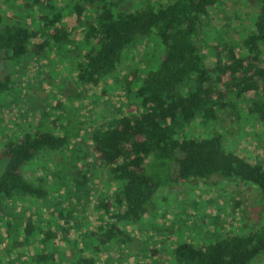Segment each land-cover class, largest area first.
Segmentation results:
<instances>
[{
  "label": "trees",
  "instance_id": "1",
  "mask_svg": "<svg viewBox=\"0 0 264 264\" xmlns=\"http://www.w3.org/2000/svg\"><path fill=\"white\" fill-rule=\"evenodd\" d=\"M50 1L28 0L23 8L11 10L8 19L0 14L3 60L41 58L49 46L67 43L75 34L86 43L77 63V78L85 86L96 87L117 72L127 49L141 40L157 41L158 62L143 72L131 71L125 80L132 95L129 102L117 121L95 126L86 150L81 145L74 148L76 152L70 150L74 140L84 142L82 138L40 125L23 127L2 142L0 231L7 228V235L0 234V264H99L102 248L123 242L122 224L139 225L153 204L166 201L175 186L207 182L214 175L252 183L264 199V165L228 149L222 133L198 137L187 131L198 113L205 120L216 118L219 110L242 96L249 100L248 110L264 122V0H258L242 46L220 39L212 46L213 61L207 58L204 27L211 10L226 0H173L127 11L116 9L111 0H81L65 12ZM88 8L93 16L87 20ZM26 10L29 17L40 11L41 28L35 30L22 21ZM134 82L136 87L130 88ZM13 83L11 74L0 73V91ZM62 151H70L62 156L68 159L63 170L73 177L67 185L75 181L79 190L85 189L95 177L91 167L105 168L109 180L117 183L116 191L97 204L105 223L96 225L81 217L85 208L66 212L62 199L53 204L48 219L30 211L27 216L4 217L6 200L50 201L52 180L33 166L43 154ZM58 218L64 223L56 222ZM37 244L39 251L32 249ZM174 247L179 264H252L264 255V222L245 233L216 235L202 244L182 241ZM151 255L160 253L151 248Z\"/></svg>",
  "mask_w": 264,
  "mask_h": 264
},
{
  "label": "rangeland",
  "instance_id": "2",
  "mask_svg": "<svg viewBox=\"0 0 264 264\" xmlns=\"http://www.w3.org/2000/svg\"><path fill=\"white\" fill-rule=\"evenodd\" d=\"M78 1L81 0H51L50 3L65 12ZM111 1L116 4V9L127 11L146 4L167 5L173 0ZM27 2L0 0V14L8 19L11 10L23 8ZM257 9L258 0H226L221 6L213 8L211 18L204 27L205 49H210L207 58L213 59L212 46L217 41L221 43L220 39L242 46L243 39L252 28ZM39 12L36 10L29 14L30 17V10L22 12V21L35 30L41 28V22L37 20ZM92 16L93 10L88 8L87 20ZM72 38L62 45L52 44L38 59L29 57L6 62L0 53V73H9L14 80L13 87L0 91V147L4 140L17 135L23 127L40 125L44 129L82 138L84 142L74 140L76 144L70 150L76 152L74 148L80 145L86 150L85 143L95 126L117 121L122 108L129 102L132 95L125 80L131 71L136 68L138 72H143L155 67L158 62L157 41L141 40L127 49L117 72L108 75L96 87L85 86L77 78V63L82 59L86 43L75 39V34ZM136 84L134 82L130 88H135ZM248 101L242 96L233 105L219 110L217 117L210 120L202 119L198 113L197 118L188 124V133L198 137L222 133L228 149L253 163L264 165V122L248 110ZM63 154L69 156L70 151L47 152L33 166V170L40 174L47 172V179L52 180L50 201L32 199L23 204L16 199L6 200L4 217L27 216L30 211L48 219L54 209L53 204L62 199L66 203V212L85 208L84 214L80 212L81 217L85 216L96 225L105 223L106 216L97 204L116 191L117 183L109 180L105 168L91 167L95 177L85 189L79 190L75 181L67 185V179L73 177L63 170L62 163L68 160L65 155L62 157ZM4 166L5 161L0 159V174ZM58 175L64 180L58 181ZM212 177L214 179L207 182L175 186L166 201L157 200L153 204L150 213L139 225L122 224L125 230L123 242L113 241L107 248H102L97 255L98 263L179 264L174 246L182 241L202 244L216 235L248 232L264 222V199L256 185L237 178ZM77 196L83 200L79 201ZM56 220L64 223V219ZM6 230L3 228L0 234L6 236ZM75 235L77 232L74 231ZM40 247L37 244L32 249L39 251ZM151 248L158 249L160 255L165 253L164 257L151 255ZM252 264H264V255Z\"/></svg>",
  "mask_w": 264,
  "mask_h": 264
}]
</instances>
